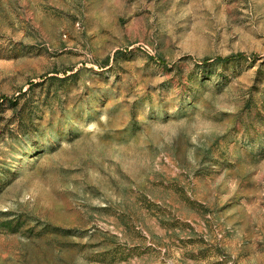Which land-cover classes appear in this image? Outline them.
I'll return each mask as SVG.
<instances>
[{"label": "rangeland", "instance_id": "rangeland-1", "mask_svg": "<svg viewBox=\"0 0 264 264\" xmlns=\"http://www.w3.org/2000/svg\"><path fill=\"white\" fill-rule=\"evenodd\" d=\"M0 264H264V0H0Z\"/></svg>", "mask_w": 264, "mask_h": 264}, {"label": "trees", "instance_id": "trees-1", "mask_svg": "<svg viewBox=\"0 0 264 264\" xmlns=\"http://www.w3.org/2000/svg\"><path fill=\"white\" fill-rule=\"evenodd\" d=\"M240 58H242L241 56H234V57H230L228 59H219L217 62H218V66H224L226 64H231L233 61H236V60H239ZM211 63L210 60H206L204 61V65H209Z\"/></svg>", "mask_w": 264, "mask_h": 264}]
</instances>
